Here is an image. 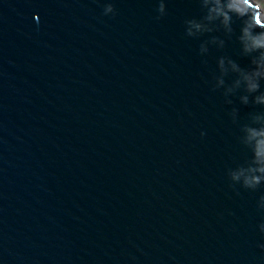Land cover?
<instances>
[{"label":"water","instance_id":"1","mask_svg":"<svg viewBox=\"0 0 264 264\" xmlns=\"http://www.w3.org/2000/svg\"><path fill=\"white\" fill-rule=\"evenodd\" d=\"M260 20L0 0V264H264Z\"/></svg>","mask_w":264,"mask_h":264},{"label":"rangeland","instance_id":"2","mask_svg":"<svg viewBox=\"0 0 264 264\" xmlns=\"http://www.w3.org/2000/svg\"><path fill=\"white\" fill-rule=\"evenodd\" d=\"M258 5L262 19H264V0H253Z\"/></svg>","mask_w":264,"mask_h":264},{"label":"clouds","instance_id":"3","mask_svg":"<svg viewBox=\"0 0 264 264\" xmlns=\"http://www.w3.org/2000/svg\"><path fill=\"white\" fill-rule=\"evenodd\" d=\"M253 20L256 21V16H253ZM258 26L264 27V19L258 21Z\"/></svg>","mask_w":264,"mask_h":264}]
</instances>
